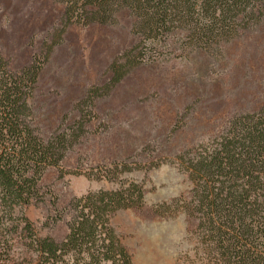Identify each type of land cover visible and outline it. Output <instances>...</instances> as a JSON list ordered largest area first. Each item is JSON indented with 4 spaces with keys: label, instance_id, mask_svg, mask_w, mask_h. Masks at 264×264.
I'll return each instance as SVG.
<instances>
[{
    "label": "rangeland",
    "instance_id": "obj_1",
    "mask_svg": "<svg viewBox=\"0 0 264 264\" xmlns=\"http://www.w3.org/2000/svg\"><path fill=\"white\" fill-rule=\"evenodd\" d=\"M67 8L66 0H0V58L13 74L37 69L36 134L44 143L68 137L29 203L17 206L18 226L4 217L0 264H42L31 243L65 239L74 198L133 183L142 204L110 217L133 264H223L201 214L188 211L197 187L189 166L203 145L264 107V6L258 22L210 45L180 28L144 40L126 14L83 24ZM137 51L116 80L114 67Z\"/></svg>",
    "mask_w": 264,
    "mask_h": 264
},
{
    "label": "trees",
    "instance_id": "obj_2",
    "mask_svg": "<svg viewBox=\"0 0 264 264\" xmlns=\"http://www.w3.org/2000/svg\"><path fill=\"white\" fill-rule=\"evenodd\" d=\"M66 1L69 20L111 25L126 14L132 18L131 31L144 40L155 41L180 28L205 45L230 38L241 25L258 22L264 6V0ZM140 54L126 56L124 64L114 67L116 80L127 64H137ZM36 77L34 68L10 73L0 58V227L6 216L9 226H18L20 222L12 219L17 206L29 203L42 166L57 164L63 156L58 148L68 143L66 134L47 143L36 134L30 99ZM203 147L190 161V177L197 187L188 211L201 214L200 225L209 232L220 262L264 264V107L242 115ZM143 196L142 188L133 183L74 198L66 209L65 239L39 237L31 245L42 264H133L110 217L119 209L139 207Z\"/></svg>",
    "mask_w": 264,
    "mask_h": 264
}]
</instances>
